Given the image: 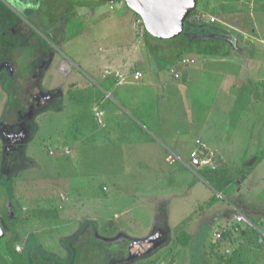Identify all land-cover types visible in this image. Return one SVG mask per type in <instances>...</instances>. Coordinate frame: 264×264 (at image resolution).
Here are the masks:
<instances>
[{"label":"rangeland","instance_id":"obj_1","mask_svg":"<svg viewBox=\"0 0 264 264\" xmlns=\"http://www.w3.org/2000/svg\"><path fill=\"white\" fill-rule=\"evenodd\" d=\"M31 1L33 2L32 5L30 0H0V31L5 30V28L10 32L17 30L15 23H21L22 26L25 24L27 27L36 29L41 33V25L35 19L39 16L41 21V13L45 5L42 0L36 5L35 0ZM53 1L59 7L64 4H76L68 0ZM261 1L203 0L198 1L195 9L191 12L186 24L191 27L209 26V28L217 30L220 35L218 38L196 37L197 39L186 46L188 49L183 53V56L190 60L194 55L200 54L199 52L202 50L207 55H213L211 57H226V71L223 70L226 78L225 84L234 82L233 88H230L232 91L234 89L238 90L239 86H242V89L245 88L250 103L249 106L244 107L247 109L244 112L233 113L236 101L233 93L230 94L229 100L226 99L224 102L221 99H216L217 96L213 91L202 94L203 98L196 99L194 93L200 92L201 87L195 85L184 87L186 90L180 88H170L171 91L165 90L164 92H172L175 95L170 103L173 104L171 107H173L177 119V123L174 124L177 135L190 136L188 143L180 144L181 151L178 152L175 148H172L156 132L146 129L142 120L131 116L121 107L125 111L124 113L131 116L134 122L145 128L159 152L153 150L150 161H147V164L143 166L114 164L117 159L112 156L101 158V151L106 152V150L94 149L92 143H94V137L97 135H105L104 132L99 133V128L103 126L104 120L99 110L97 111L91 107V109L88 107L82 112L75 111V107L79 103H83L78 99V96H81L83 87L77 83H70L67 86L71 88V96L75 100L70 101L66 96L59 101L54 110H46V112L32 117V124L41 128L37 134L29 133V137L32 135L30 138L32 141H29L25 146L31 148L30 155L33 156L31 160L41 165L45 173L50 174L53 171L58 176L56 177L55 200L60 202L58 193L71 190L73 193L71 197L75 201L76 207L80 211L88 209L86 212H81L77 219L75 218V220L82 219L79 222L62 219V223L55 224L56 232L68 230L76 223H80L79 229L82 227L87 228L90 224L86 219L97 217L96 231L101 236L111 238L119 233L130 236L127 234L130 228L131 232L128 233L138 232V234L141 233V236L146 237L153 232L151 228L153 218L148 217L147 219L145 215L152 211L153 215L155 213L154 220H157L160 214V216H163L166 213L165 207H167L169 234L164 235L160 231L157 234L153 233L154 235L150 237V240L154 241L153 239H161L164 235L163 238L168 239L167 244L144 257L127 261H125L126 258L121 259L122 261L115 260L111 264H264V157H262L264 148V12L260 11L263 6ZM98 6H100L98 12L101 17L91 19L92 25L99 22L95 26L102 35L111 34L117 29H124L126 32L125 37L129 42L121 43L123 39L110 36L107 41L102 43L91 44L89 42L90 44L87 45L94 49L100 47L105 49L101 48L102 52L97 53L95 58H91L86 66H83L82 63L84 52L81 39L72 41L70 45L65 47L58 46L56 50L61 54L62 59H66L65 64L67 67L66 69H60L62 72L67 73L64 76L56 69V76L68 83L72 82V79L77 75L82 86H90L92 92L98 93L99 96L101 92L104 96L106 92L111 91L107 99L115 101V92L108 89L104 85L105 81L100 79L101 76L106 78L109 75L106 73V75H103L102 69L105 66H120L124 63L121 76L116 79L112 78L109 81H112V85H116L115 88L118 92L132 93L136 89L134 85L137 82L132 80L133 69L139 67L141 61H143L142 54L139 52L140 54L138 53L135 58L134 56L130 57L124 49L117 53L111 51V49L113 45H117V42H115L117 38L120 47H129L131 44L138 43L143 44V24L141 19L135 16L123 2H105ZM29 8H31V12ZM72 10L65 13L62 18L66 21L71 19L73 26L77 24L76 29H78L82 20L80 23L78 20H74V17L77 18L78 16V11ZM121 10L125 12L124 20L120 16L121 12L119 11ZM31 14L33 15L31 16ZM112 16H114L115 22L109 21ZM82 18L84 19V17ZM209 18H214V22L209 23ZM104 19H107V22L101 24V20ZM82 22L84 23V20ZM173 34L174 30L171 31V36ZM91 40L94 41L93 38ZM160 40H156L157 42L152 40L153 45L174 46L171 41H164L163 38ZM148 41L150 42V40ZM13 45H16V42ZM147 48H149V45ZM149 55L154 63L162 66V63L158 61L160 55L157 52L151 51ZM55 58L57 59V57ZM53 59L49 57V61L52 62ZM197 64L201 66L202 63L196 60ZM70 66L72 70L69 75ZM166 67L164 65L162 68L161 78L163 80L168 79V87H174V85H170L173 81L170 79V77L173 78L170 69L173 67L176 71L181 72V78L178 80L181 81L183 69L185 68L180 66ZM191 67H187V70ZM220 71L212 76H220ZM136 72L134 70V73ZM203 74L205 76L206 73ZM121 77H124L125 80L118 85L116 82ZM2 87L3 85H0V109L2 108L0 123L10 124L15 120L16 102L10 100L12 93L6 95L3 93L5 89ZM175 90L179 91L176 92ZM78 91L79 93H77ZM90 103L91 105L96 104L94 101ZM126 118L128 117L126 116ZM194 121H204L207 124L206 131H210L209 138L217 149L226 148V156L221 155L219 161L223 162V165L213 164V155L207 153L200 155L194 152L191 154V156L196 155L201 159L202 164L198 167L190 160L189 155L195 149L194 140L196 137L190 128L191 123ZM5 123L0 125L2 128L0 135L7 127ZM24 126L27 127L28 125ZM10 128L8 127L5 133L10 134ZM26 131L27 134L13 139L18 143L24 142L27 139L29 130L26 129ZM87 135L92 137L89 138ZM2 136H0V174L3 172L2 167L8 170L11 166L8 167L9 162L6 165L4 164L5 155L7 154L14 158V165L25 166L27 164V161L20 157L26 149L24 144L19 147L22 148L21 151L17 149L16 152L13 150L12 153L8 150L6 154L4 152L7 149L4 148L6 145H4ZM47 143L48 147H54L50 148L49 151H57L58 155L61 146L67 145L81 147L82 155L80 159H76L74 153L69 163H62L63 160H60L59 156H55L56 153H54V156H48ZM44 146L45 148H43ZM76 150L78 152V148ZM165 151L168 154H173L174 157L176 155L174 162L170 165L164 161ZM18 152L20 156L16 157L15 153L18 154ZM33 164L31 163V166H35ZM126 167L131 170L128 175L129 180L121 181V189L118 190L113 178L120 175L123 177L124 174H119V171ZM217 169L223 170L217 171ZM143 170L145 175H142V177L145 180H140L142 178L139 175ZM172 170L176 171L173 174L174 178L169 176ZM1 177L0 175V208H2L1 204L3 203L1 192L5 191L6 188V183L3 182ZM104 186L107 187V192L104 191ZM232 186L237 188L231 191ZM31 192L27 194L30 195L29 201L32 198L34 199V191ZM9 193L12 202L14 196L10 191ZM31 194H33V197ZM23 195L25 194L23 193ZM153 195L158 197L165 195L166 200L151 206L148 201ZM106 197L109 198L110 205L105 206L106 209L102 208L103 212H96L95 214L94 206L99 204L97 201L106 199ZM10 207L13 206H10L9 203L5 207L8 217L11 216L9 214ZM154 208L156 211H154ZM63 211L67 213V211ZM66 213L57 212V220L64 214L67 216ZM237 214H241L245 222H237L235 219ZM151 217L153 216L151 215ZM17 221L16 238L21 239L31 236L30 231L35 233L41 231L38 230L39 227L35 230L30 227L31 219L28 217L19 216ZM148 224L150 228H146ZM28 225L29 228H26L25 226ZM162 226L160 224V228ZM217 235H220V237L217 238ZM62 236L64 238L66 234ZM58 240L52 247L43 245L44 249H42L38 246L39 249L32 253V262H28V264H34V256L39 255L41 258L45 253L49 254L48 256L55 260V263L59 262L58 264H84L82 259L81 262L76 261V253L70 257V252L66 248V244L64 245V242H67V244L70 242L69 236L62 239L64 241L61 244L58 243ZM13 249L18 254H23L24 245L14 244Z\"/></svg>","mask_w":264,"mask_h":264},{"label":"crops","instance_id":"obj_2","mask_svg":"<svg viewBox=\"0 0 264 264\" xmlns=\"http://www.w3.org/2000/svg\"><path fill=\"white\" fill-rule=\"evenodd\" d=\"M38 2H40V0H35V5ZM30 4H33L31 0ZM44 5V10L41 13V21L39 16H37V19H35V21L38 20V23L41 25V33L36 31V29L27 27L25 24L22 26L21 23H15V28H17V30L10 32L7 28H5V30L0 31V85H3L2 88L5 89V92H3L5 95L7 93H12V98L10 100L12 102H16L15 107H17L15 109L14 122L10 124L4 122L7 126L4 130L6 132V129L11 127V131L13 129L14 132L20 133L21 130L23 134H27V131L25 132L26 129L29 130L27 136L28 140L26 139L21 143H18L16 140H13L12 142L6 141L5 135H0L3 137L4 145H6L4 147L7 149L4 152L6 154V151L8 150L12 153L13 150L16 152L17 149L18 151H21L22 148H19L21 147L20 145L24 144L25 146V144H27L29 141H32L30 140L32 135L29 137V133L37 134V132L40 130V126L37 125V127H35V125L32 124V117L46 112V110H54L59 101L63 100L66 96L70 101L75 100V98L71 96V88L67 87L70 83H77L83 87L81 96H78V99L83 101V103H79L76 106L77 108L75 107V111L82 112V110H86V108L91 107L97 111L99 110V112L102 114L101 116L103 117L104 124L99 128V133L104 132L105 135H97L94 137L95 141L92 143L94 144V149L99 148L106 150V152L101 151V158L103 156H112L117 159V161H114V164L118 163L125 166H129L131 164L139 166L146 165L147 161H150L151 159L152 151L154 150V152H159L155 142L151 140V137L145 128L156 132L178 152L181 151V148L179 147L180 144H184L185 142L188 143L190 136L184 134L177 135V130L174 129V124L177 123V119L175 113L173 112V107H171L173 104L170 102L173 99L172 97L175 95L172 92L166 93L164 92L165 90H170V88H180L186 90L184 87L188 85H195L197 87H201V93H194L196 94L194 95L197 97L196 99L203 98L202 94H208L209 92L213 91V93L217 96L216 99H221L224 102L226 99L229 100V96H231L232 93L233 97L235 96V98L238 94L239 89H234L233 91L230 90L231 87L233 88L234 82L225 84L226 78L223 74V70L226 71V57L217 58L211 57L213 55L197 54L194 55L192 59L190 58V60H188L187 57L183 56V53H185V51L188 49L186 47L184 48L183 40L174 43V46L153 45V42L150 40L149 48H147L148 44L146 45V41L144 39L143 44H131L129 46L130 48L124 46L120 47L118 45V38H121V40L123 39L121 43L126 41L129 42V40H127L125 37L126 32L124 29H117L111 34L102 35L95 26L98 25L97 23L99 22H96L94 25H92L91 19H97L96 17H101V14L98 12L100 6H81L77 4L69 6L68 4H64L63 6L59 7L58 4L56 6L53 0H46ZM29 9L31 12V8ZM72 9H74V11H78V16L77 18L74 17V20H78L79 23L81 20H84V23L81 21V26L79 25L78 29H76V22V26H73L71 19L66 21V19L62 18L65 13L73 11ZM119 12H121L120 16L122 20H124L123 18L125 17V12L123 10ZM32 15L33 14H31V16ZM82 17H84V19ZM113 17L114 16H112V18L109 20L110 22H115V18ZM107 19L101 20V24H103V22H107ZM109 36L118 37L117 40H115L117 45H113L111 51L117 53L124 49L130 57L134 56L135 58L139 52L142 54L143 61H141L139 67H134L133 69L132 80L136 81L137 83L134 85L136 89L132 93H126L123 91L118 92L117 88H115L116 85H112V81H109L112 78L116 79L117 77L119 78V76H121V72L123 70L122 66L124 63L120 66H105V68L102 69L103 75H109H107L106 78L102 76L100 77L101 80L105 81L104 85L107 86L108 89H111L113 92H115V101H110L107 99L111 91L106 92L104 96L101 92L99 96L98 93L92 92V88L90 86H82V83L78 78L79 76L77 75L72 79V82L68 83L57 78L56 69L64 76L67 72H62L60 69L62 66H64V68L66 67V59L61 58V54H59L58 50H56V47H65L70 45L72 41L81 39L83 41L82 50L84 52L82 63L83 66H86L88 65L87 63L91 60V58H95L97 53H100L102 52V49H105L104 47L94 49L87 44L102 43L103 41H107L110 38ZM187 37H189V35ZM92 38L94 41L91 40ZM15 42L16 45H13ZM151 51L157 52L158 55H160V59L158 61L162 63V66L160 64L154 63V60L150 58L149 54H151ZM49 57L54 58L52 62L49 61ZM55 57H57V59ZM184 59L186 61H190V63H181V60ZM196 60L201 61V66L198 64L196 65ZM164 65L167 66L166 68L172 66H180L181 68H185L183 69L181 81H178L181 78V72L176 71L173 69V67L170 69V71L173 70L178 75L177 78L170 77V79L173 80L171 81L172 83L170 85H174V87H168V79L163 80V78H161V75L163 74L162 68ZM187 67H191L188 68L189 71L187 70ZM71 70L72 67L70 66V70H68L69 75L71 74ZM134 70L141 73V77L137 80L134 79ZM218 71H220V76H212L215 75L216 72L218 73ZM203 73H206L205 76ZM45 75L46 77L44 78ZM123 80H125L124 77H121V79H118L116 83L119 85V83H121ZM175 91L177 92L179 90ZM77 93H79V91ZM91 101L96 102V104L91 105ZM121 107L124 108L128 114L130 113L131 116L142 120L146 127L144 128L138 123L134 122L131 116L124 113L125 111ZM1 111L2 108L0 109V112ZM124 115H126L128 118H126ZM19 117L27 119L22 121V119ZM4 123H0V125H3ZM191 124L192 125L190 128L196 138L194 140L195 149L192 150L189 155L190 160L193 163L198 162L199 166L202 164L201 159L196 155L191 157V154L194 152H197L200 155L207 153L208 155H213V164L217 162V164L223 165V162L219 161L221 159L220 157H222L221 155L226 156V148L223 147L222 149H217V147H215L209 138L210 131H206L207 124H205L204 121H194ZM24 125L28 126L25 127ZM87 136L89 137V135ZM43 148H45V146ZM50 148L52 149L54 147H48L47 143L46 151L48 156H54V153L57 151H49ZM77 148L78 152L76 150ZM30 149L31 148L27 147L23 151L22 156H20L19 152L18 154L15 153L16 157L20 156L22 159L27 161L25 166L14 165V158L10 157L8 154L5 155L4 164L6 165L9 162L8 167L10 165L11 166L8 168V170H5L2 167L3 172L0 174L2 176L1 179L3 182L6 183L5 191L1 192L3 203L1 204L2 208H0V221H2L3 218L8 217V212L5 207L9 203L10 206H13L12 208L10 207L11 211L9 214H11V216L9 218L16 220L14 228L15 231L18 229L17 220L19 216L28 217L31 219L30 227L34 230L39 227L40 229L38 230H41L37 231L36 233L34 231H30L31 236L21 238L22 240L17 237L13 243L24 245V252L22 255L25 258L26 264H28V262H32V253L36 252V249H39V247L42 249H44L42 247L43 245L52 247V245L56 244L58 239V243L61 244V242L63 243L64 241H62V239L66 238V236L71 237V235L77 232L79 230L80 223L78 224L76 222H79L82 219L75 220V218L77 219L78 215H81V212H86L88 210L85 209L86 211H80L78 207H76L75 201L71 197V194H73L71 190L66 191L65 193L61 191V193H58L59 201L61 203L58 202V200H55V185L57 181L56 177L58 176L53 173V171L50 174L48 172L45 173L44 168H41V165H39L36 161L34 162V160H31L33 159V156L30 155ZM60 149L61 151H59V155L56 153L55 156H59V159L63 160L62 163H69L74 153L76 155V159H80V156L82 155V150L79 146L67 145L61 146ZM164 153L165 163L168 165L172 164L176 155L174 157L173 154H168L167 151ZM11 156H13V154H11ZM31 163H34L33 165L35 166H31ZM120 173H122V175L124 174L123 177L120 175L117 177L114 176L113 178L118 190L121 189V181L129 180L128 175L131 173V170H128L126 167L121 169L119 171V174ZM144 173L145 171L143 170L139 175L140 178H142L140 180H145L142 177V175H145ZM175 173L176 171L172 170L170 171L169 176L174 178L173 174ZM103 189L105 192H107L106 186H104ZM32 190L34 191V199L32 198L29 201L28 199L30 195L28 196L27 194L32 193ZM9 191L14 196V200L12 202ZM23 193L25 195H23ZM31 195L33 197V194ZM163 200H166L165 195L160 197L153 195V197L151 196V198H149L148 203H150L152 206L155 203L158 204V202ZM97 202L99 204L98 206H94L95 214L96 212H103L102 208L106 209L105 206H108L111 203L109 202L108 197ZM63 210L67 211V213ZM59 211L66 213L67 216L64 214L61 218H59V220H57V212ZM154 211H156L155 208ZM167 211L168 209L165 207L166 213L163 215V212V216H160L161 214L158 216L160 220H158V218L157 220H154L155 213L153 215L152 211L145 215L147 219L148 217L153 218V227L151 226L153 232L149 234L150 236L148 235L143 237L140 235L141 233L138 234V232L130 234L128 233L131 232L130 228L127 232V234L130 236H127L123 233L119 234H123L125 237L135 241L150 239L152 235L157 234L160 231H162L164 235H168L170 227L167 225ZM151 215L153 217H151ZM88 218L89 219L86 220L94 225L95 232L98 237L105 239L113 238H107L98 234L96 231V225H98L96 219L97 217H95V219H91L90 217ZM62 219L65 221H68L69 219H71V221L74 220L76 221V224H74L73 227L68 230L65 229L63 231L56 232L57 229L54 228V226L55 224L62 223ZM159 221H161V223H159ZM160 224L163 225L161 228ZM149 226L150 225L148 224L146 228H150ZM25 227L29 228V225ZM63 234H66L64 238L62 236ZM117 235L118 234L115 236ZM163 236L161 239L151 238L154 240L152 241V245H154V247L146 255L152 252L154 253V250L157 251L167 244L168 239L163 238ZM45 255L47 256L49 254L45 253ZM0 264L5 263L0 261Z\"/></svg>","mask_w":264,"mask_h":264},{"label":"trees","instance_id":"obj_3","mask_svg":"<svg viewBox=\"0 0 264 264\" xmlns=\"http://www.w3.org/2000/svg\"><path fill=\"white\" fill-rule=\"evenodd\" d=\"M68 1H72V3H76L77 5H81V6L82 5L98 6L105 3L103 1H91V0H68ZM261 2L263 3V6L260 8V11L264 12V0H262ZM174 3H176V6L178 7L177 10H181L182 12H184L186 14V17L183 20L182 28L174 31L173 36H171L170 33L167 36L162 37L164 41H169V42L171 41L172 43H177L183 40L184 42L183 46L185 48L189 43L197 39L198 36H200L201 38L219 37L220 33L217 30L209 28V26L191 27L188 24H186L187 20L191 16V12L195 9L197 0H175ZM125 5L126 7H128L127 4ZM133 13L135 16L139 17L142 21L143 36L146 41V45L147 44L149 45L148 40L161 41L160 39L162 38L156 36L153 32H150L147 26H145L146 23L143 21L142 17L136 12ZM156 33L158 34V32ZM188 35L189 37H187ZM199 53L207 55V53L202 50ZM241 87L242 86H239L238 94L236 96V101L233 108V113L244 112L245 110H247L244 107L249 106L250 103L248 92L245 90V88L242 89ZM19 118L22 119V121L27 119L21 117ZM262 157H264V148L262 152ZM218 170L222 171L223 169H217V171ZM233 186L231 188V191L237 188ZM15 224H16V220L9 217H5L2 219V221H0V245H1L0 261H2L5 264H26L24 256L22 254H18L13 249V245H14L13 243L16 238L15 229H14ZM88 224H90L89 227L87 228L82 227L77 231L76 234L69 237L71 240L68 244L67 242H64V245L66 244L65 246L70 252V257L73 256L74 253H76L75 258L76 261L78 262H81L82 259L84 264H111L115 260L122 261L121 259H125V258H126L125 261H127V260H132L134 258L143 257L154 247L150 239L135 241L125 237L123 234H118L117 236H114L111 239L98 237V235H96L94 225L91 222H89ZM42 255L44 254L42 253ZM43 257H45L46 259H44ZM43 257L40 258L39 255L34 256L35 259L34 264L59 263V262L55 263V260L50 258V256L48 255L47 256L44 255Z\"/></svg>","mask_w":264,"mask_h":264},{"label":"water","instance_id":"obj_4","mask_svg":"<svg viewBox=\"0 0 264 264\" xmlns=\"http://www.w3.org/2000/svg\"><path fill=\"white\" fill-rule=\"evenodd\" d=\"M113 2L117 0H91ZM127 4L132 12L138 13L145 26L150 32H153L158 37H165L171 33L172 30L176 31L182 28L183 20L186 14L178 7L175 0H118ZM175 20V21H172ZM158 32V34H156ZM161 33V34H159ZM254 161V160H253ZM198 167V162L193 163ZM217 164V162H215ZM249 164V163H248Z\"/></svg>","mask_w":264,"mask_h":264},{"label":"built area","instance_id":"obj_5","mask_svg":"<svg viewBox=\"0 0 264 264\" xmlns=\"http://www.w3.org/2000/svg\"><path fill=\"white\" fill-rule=\"evenodd\" d=\"M200 2V1H203V0H197V2ZM214 22V18H209V23H213ZM181 63H183V64H187V63H190V61H186L185 59L184 60H181ZM66 66V65H65ZM61 68H63V66L61 67ZM67 67H65V68H63V69H66ZM170 73L172 74V76L174 77V78H177L178 77V75H177V73H175L173 70H171L170 71ZM141 77V73H139V72H136V73H134V79L135 80H137V79H139ZM191 157H193V156H191ZM235 219H236V221L237 222H239V223H241V222H245V220H244V218H243V216L241 215V214H237L236 216H235ZM217 238H219L220 237V235H217L216 236Z\"/></svg>","mask_w":264,"mask_h":264},{"label":"flooded vegetation","instance_id":"obj_6","mask_svg":"<svg viewBox=\"0 0 264 264\" xmlns=\"http://www.w3.org/2000/svg\"><path fill=\"white\" fill-rule=\"evenodd\" d=\"M43 1V0H42ZM46 0H44L43 2H45ZM65 9V8H64ZM4 123V122H3ZM24 123V122H23ZM2 130V128L0 127V131ZM22 131H23V128H22ZM10 134H7V133H5V130L4 131H2V133H1V135H5V139H6V141H10V142H12L13 140H15V139H13V138H18V136H19V138L21 137V135H23V133L21 132V130H20V134H18L17 132H14L13 131V129H12V131L10 130V132H9Z\"/></svg>","mask_w":264,"mask_h":264},{"label":"bare ground","instance_id":"obj_7","mask_svg":"<svg viewBox=\"0 0 264 264\" xmlns=\"http://www.w3.org/2000/svg\"><path fill=\"white\" fill-rule=\"evenodd\" d=\"M63 68H64V66H63Z\"/></svg>","mask_w":264,"mask_h":264}]
</instances>
